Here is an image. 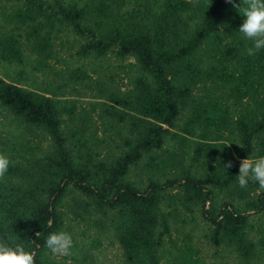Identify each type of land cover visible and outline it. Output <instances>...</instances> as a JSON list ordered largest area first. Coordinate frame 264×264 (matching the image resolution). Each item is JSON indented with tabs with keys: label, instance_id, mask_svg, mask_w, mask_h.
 Instances as JSON below:
<instances>
[{
	"label": "trees",
	"instance_id": "trees-1",
	"mask_svg": "<svg viewBox=\"0 0 264 264\" xmlns=\"http://www.w3.org/2000/svg\"><path fill=\"white\" fill-rule=\"evenodd\" d=\"M244 19L227 0H0V64H26L28 45L35 69L47 67L66 30L82 39L80 55L130 57L137 72L134 89L102 93L101 115L120 127L103 157L62 128L60 112L73 107L0 76V153L10 160L0 241L22 244L35 264H94L104 236L124 264H213L198 229L216 264H264V189L238 183L240 162L264 156V48L247 53ZM146 157L139 183L130 175ZM59 231L73 240L62 260L45 246Z\"/></svg>",
	"mask_w": 264,
	"mask_h": 264
},
{
	"label": "rangeland",
	"instance_id": "rangeland-1",
	"mask_svg": "<svg viewBox=\"0 0 264 264\" xmlns=\"http://www.w3.org/2000/svg\"><path fill=\"white\" fill-rule=\"evenodd\" d=\"M225 33L226 28L224 27L221 39L225 38ZM58 36L54 39L53 55L47 59V67L35 69L39 57L27 45L24 47L27 63L22 66L0 64V76L7 81H16L30 89L46 90L48 95L58 99L66 107H73L72 114L71 112H60L64 131L67 134H70L71 131L73 133L77 131L76 139L86 140L88 142L87 147L92 149L95 155L106 156L109 151L114 150L115 145L112 141L109 146L106 141L119 139L118 128L120 127L119 125L115 126L105 115L104 117L101 115L103 111L100 109L99 103L106 102L105 95L102 93L114 90L124 92L134 89L137 76L136 62L133 58L119 59L113 54L98 59L90 56L84 57L78 52L82 39L66 30L59 33ZM207 54L208 52L202 50L198 58L201 57L206 62V59L209 58ZM15 69H24L25 74L16 77ZM77 69L84 71L87 77L84 79L72 78V71ZM187 117L188 114L185 110L178 123L182 124L188 119ZM29 138L32 136L29 135ZM32 139L38 141L37 137ZM76 139L74 140L75 148L80 143H84L76 141ZM190 142L186 144L184 149L194 152L190 148ZM175 144V150L180 152L181 143L176 142ZM172 147L173 145L170 143L166 150H171ZM147 161L148 158L146 157L141 162L140 167L131 172V179L139 183L144 181L148 174L147 169H144ZM228 194L229 191H224L219 198H228ZM234 203L236 204V202ZM195 231L205 261L216 264L218 257L214 255L215 249L207 242L202 232L198 229ZM101 240L102 246L96 250L97 258L94 260V264H124L121 250L114 238L104 236ZM56 258L62 260L64 257L56 256ZM66 263H71V260L67 259Z\"/></svg>",
	"mask_w": 264,
	"mask_h": 264
},
{
	"label": "clouds",
	"instance_id": "clouds-1",
	"mask_svg": "<svg viewBox=\"0 0 264 264\" xmlns=\"http://www.w3.org/2000/svg\"><path fill=\"white\" fill-rule=\"evenodd\" d=\"M227 2L245 17L239 32L244 39L252 41L253 46L247 49V53L255 55L264 48V0H241L239 4L235 0H227ZM9 165V158L0 153V181L5 178ZM231 167V161L225 164V168ZM250 180L264 189V156L255 159L246 158L240 162L239 186L247 187ZM45 246L53 256H70L73 240L71 235L64 231L54 232L48 235ZM0 264H35L34 253L26 251L22 244L11 246L5 241H0Z\"/></svg>",
	"mask_w": 264,
	"mask_h": 264
}]
</instances>
